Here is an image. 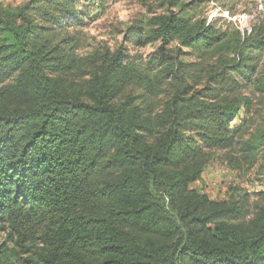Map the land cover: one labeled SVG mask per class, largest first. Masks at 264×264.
Instances as JSON below:
<instances>
[{"label": "trees", "instance_id": "trees-1", "mask_svg": "<svg viewBox=\"0 0 264 264\" xmlns=\"http://www.w3.org/2000/svg\"><path fill=\"white\" fill-rule=\"evenodd\" d=\"M236 1L145 0L85 53L93 0L0 2V264H264V181L192 187L264 173V13Z\"/></svg>", "mask_w": 264, "mask_h": 264}, {"label": "rangeland", "instance_id": "rangeland-1", "mask_svg": "<svg viewBox=\"0 0 264 264\" xmlns=\"http://www.w3.org/2000/svg\"><path fill=\"white\" fill-rule=\"evenodd\" d=\"M28 0H0L6 5L18 6ZM94 6L90 10L89 16L94 18L87 21V25L81 30L85 49L81 53L87 52L90 48L87 46L104 45L115 48L122 42L120 29L130 24L134 19L140 18L148 11V4L145 0H93ZM98 4L97 6L95 4ZM233 7L236 13L233 22L242 29H249L252 22L260 14L264 13V0H238L235 3H228ZM206 14L211 18L227 17L230 19L228 11L222 10L211 2L205 8ZM97 15V16H96ZM155 46H148L139 51L144 57L152 54ZM256 171L245 175L243 178H236V174L227 172V169L221 163H213L207 170L204 183L193 184L192 187L200 189L208 194L212 199H224L226 189L233 182H238L249 191H258L263 189L264 173ZM239 179V180H238ZM202 180V179H201ZM201 185V186H199Z\"/></svg>", "mask_w": 264, "mask_h": 264}, {"label": "crops", "instance_id": "crops-1", "mask_svg": "<svg viewBox=\"0 0 264 264\" xmlns=\"http://www.w3.org/2000/svg\"><path fill=\"white\" fill-rule=\"evenodd\" d=\"M206 176H208V175H207V173L205 172L204 175L202 176V180H201L200 182H197V184H200V183L202 184V183H204V179H206ZM195 184H196V183H195ZM199 186H201V185H199ZM201 187H202V186H201ZM200 189H201V188H200ZM200 189H197V190L201 191L202 189H201V190H200ZM201 192L204 193L203 191H201Z\"/></svg>", "mask_w": 264, "mask_h": 264}, {"label": "built area", "instance_id": "built-area-1", "mask_svg": "<svg viewBox=\"0 0 264 264\" xmlns=\"http://www.w3.org/2000/svg\"><path fill=\"white\" fill-rule=\"evenodd\" d=\"M227 172H229V171L227 170Z\"/></svg>", "mask_w": 264, "mask_h": 264}]
</instances>
